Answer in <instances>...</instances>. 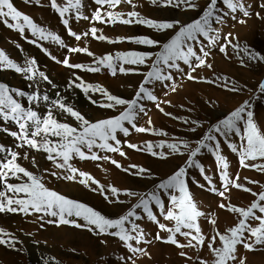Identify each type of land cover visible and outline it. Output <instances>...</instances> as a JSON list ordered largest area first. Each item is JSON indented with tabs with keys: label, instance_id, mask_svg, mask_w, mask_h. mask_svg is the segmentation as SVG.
<instances>
[{
	"label": "snow or ice",
	"instance_id": "6c2138e0",
	"mask_svg": "<svg viewBox=\"0 0 264 264\" xmlns=\"http://www.w3.org/2000/svg\"><path fill=\"white\" fill-rule=\"evenodd\" d=\"M91 2L97 7L90 15L83 11V0H64L62 4L58 3V0H48L47 7L58 15L67 35L75 41L91 37L109 44L127 41L158 50L126 51L96 56L86 46H69L59 34L39 25L29 15L18 10L12 0H0V24L19 33L28 43L40 48L45 54L51 56L39 41L50 42L66 49L68 53L84 54L93 59L91 64H85L70 62V56H65L62 60L51 56L57 64L89 73H101L106 69L113 77L118 74L142 76L133 96L123 98L112 94L100 84L87 83L81 76L73 73L63 91L72 92L78 89L92 105L101 109L118 110L117 115L93 121L74 104L66 102L68 97L63 96L60 91L56 92L54 99L47 91L41 92V82L52 88L58 86L39 69L35 58H27L20 64L0 49V71H14L31 82L30 86H34V91L27 93L0 83V133L15 141L14 148L0 143V214L35 217L41 222V227L44 223L57 227L69 225L86 230L94 236L113 237L127 252V255L118 257L119 264H137L140 257L151 259L148 249L143 245H151L153 240L174 246L179 250L180 257L192 261L193 264H196V261L186 250L199 252L205 246L213 259L209 262L197 257L198 264H246L247 257L238 255L240 247L245 252L264 249V184L258 180L244 178L248 185H259L261 191L257 193L241 182L239 171L232 174L224 147L236 155L238 168L264 174V130L258 126L254 111L255 102L264 99V80L260 81L256 90L247 89L252 94L250 99L244 100L223 118L209 124L195 139L173 136L163 129H157L150 118L146 121V126H139L138 120L149 116L146 102H151L165 117L181 119L162 107L164 103L170 105V101H164L155 94L157 86L173 93L177 92L180 87L179 79L205 82L232 93H242L247 86L237 87L236 82H230L227 76L206 79L194 74L204 68L213 70L210 58L214 49L226 59L231 58V50L238 57L242 67L250 64L264 65V52L247 45L246 42L241 45L239 38L232 32L222 35V29L229 20L240 25L247 24L248 19L253 17L264 21V15L261 14L264 12V0H255L254 3L250 0H206L203 6L201 0H147L153 7L171 8L183 13H199L190 22L145 17L135 10L138 7L136 0ZM24 3L45 6L41 0H24ZM121 4L129 5L132 10L126 13L117 11ZM72 20L89 21L93 26L78 33L71 26ZM97 23L111 26L140 25L156 33L165 34L166 39L162 42L149 36H135L113 40L103 35L102 29L94 26ZM26 31L35 39H28L25 36ZM17 48H20V45H17ZM97 93L103 100L92 98ZM20 98L26 99L27 107ZM41 105L46 108L44 113L39 111ZM187 110L192 111L191 108ZM57 114L70 118L74 123L58 119ZM181 122L187 126L185 130L189 133H197L205 123L187 117ZM8 125L14 126L16 130H11ZM133 133L167 139L136 144L121 138L130 137ZM125 148L159 160L179 157L182 158V163L167 178L159 180L151 190L143 193L130 189L121 190L113 185L105 186L90 173L80 170L72 163L73 160L106 161L128 175L154 179L150 168L135 164L124 167L109 155L118 154L127 158ZM19 149L27 150L23 157ZM29 152L46 154L45 159L57 170H45L52 177L77 182L101 195L108 204L130 206L122 215L109 218L85 203L50 189L43 175H36L19 163L21 158L29 159ZM206 153L213 158L218 177L216 181L213 176L207 174L199 159ZM31 163L33 167H38L35 156L31 158ZM191 169L198 170L205 183H200L192 176ZM12 180L17 182H10ZM190 181L200 189L219 197L218 208L233 214L237 220L235 225L220 232L215 212H205L201 209L190 190ZM234 189L249 193L255 199L247 207L233 205L229 194ZM122 196L128 199H121ZM132 200H135V203H131ZM161 218L167 223L161 222ZM201 219L207 221L213 234L204 233ZM145 220L157 227V232L152 238H149L150 234L139 223ZM179 238H183L184 242ZM102 243L106 244L107 241ZM18 245H23V241L15 233L0 226V246L19 253L23 248ZM42 259L43 264H60L55 257Z\"/></svg>",
	"mask_w": 264,
	"mask_h": 264
},
{
	"label": "rangeland",
	"instance_id": "374dc122",
	"mask_svg": "<svg viewBox=\"0 0 264 264\" xmlns=\"http://www.w3.org/2000/svg\"><path fill=\"white\" fill-rule=\"evenodd\" d=\"M12 2L18 10L29 15L31 18H33V20L36 23H38L39 25L46 27L49 30H51L48 23H46L44 21V19H43V23H41L39 21V19L37 17L36 8L34 11L32 9L35 6V7L42 9V10H45V11L47 10V12H49V10H51V9L49 7H47L48 0H45V6L43 8L36 6L34 4H32V5L25 4L24 0H12ZM41 2L43 3V1H41ZM83 2H84V4H89V2H91V0H83ZM18 3L23 4V6L25 8H21L19 6L20 4L18 5ZM58 3L62 4V3H64V0H58ZM202 3L205 4L206 0H201V5L203 6L204 4H202ZM92 4L94 7H93V9H90L88 11V13L85 10L87 7H85L83 9V11L86 15H90L91 12L95 9V7H97L96 5H94V3H92ZM121 5H126V4H121ZM121 5L119 6L118 9H116L117 11H120L119 9L121 8ZM166 9H169L170 11H173L177 14L180 13V11L176 10V9H171V8H166ZM131 10L132 9L128 8L127 10H124L122 12L126 13V12L131 11ZM186 14H187L186 16L182 17L181 21L190 22L191 19H193L199 15V13H196L197 15L192 17L189 12ZM261 14L264 15V12H262ZM53 15L56 17V19L58 21V22L56 21L55 23H58V24H60L61 27H63L62 23L60 22L58 15L55 14L54 12H53ZM141 15L150 18L149 16L145 15L144 13H141ZM152 19L160 20L157 18H152ZM161 20H172V19H169L168 17L165 16ZM174 20H176V19H174ZM254 20L256 21L255 25H247V24L240 25V24H238V26H240L244 29V32H235L233 34L239 38L238 42L241 45H243L244 42H246L247 45L257 49L253 45H250V43H248L249 41L244 39L245 36L250 35L251 32H259V33L264 32V30H263L264 29V21L258 20L255 17H254ZM74 21L75 20H72V22L70 21V23H71L73 30L77 31L78 33H82L84 31H87L90 26H93V25L89 24L86 27L82 28V30L78 31V29L73 24ZM83 22H89V21H83ZM229 22H231V20H229ZM100 25H103V27H104L102 29L103 35H105V36H107L113 40H116L118 38L116 36H111L110 34H108L104 30L106 28H110L111 25L98 24L97 23L94 26L101 29ZM125 26H127V25H125ZM127 27L148 29V28L140 26V25H132V26H127ZM149 30H151V29H149ZM6 31L12 33L13 36L9 35ZM53 31L55 32V30H53ZM65 31L63 34H60L57 32H55V33L59 34L62 37V39H64L66 44H68L69 46H74V44L72 42L74 40V38L68 36ZM151 33L154 34V36L149 35V37H152L153 39L161 40L162 42L165 41V39H161V37L164 35L163 33H155L153 30ZM170 35H171V33L169 34V36ZM25 36L28 39H35L27 31L25 32ZM146 36H148V35H146ZM130 37H132V36H130ZM102 42H104V41H102ZM261 42H264V41H262V39H261ZM39 43H41L43 45V47L46 48L48 50V52L51 53V56L56 57V59L62 60L65 56H71V54H72V53L71 54L68 53L66 49L60 48L58 45L50 43V42L39 41ZM123 43L127 47L137 46L136 51H139V50L140 51H157L158 50V49H151V48H148V47L143 46V45H136L133 43H129L127 41H125ZM107 44L110 46H113V45L115 46V44L121 45L122 43H120V44L119 43H115V44L107 43ZM17 45H20V48H17ZM0 49H3L10 56V58H12L13 60H15L16 62H18L20 64H23L25 59H27V58H35L37 61L39 69L41 71H43L46 75H48L49 78L53 81V83L58 86L57 88H52L47 83L41 82V85H40L41 92L47 91L49 96L54 99V98H56L55 97L56 92L60 91L63 96L68 97V100L66 102L74 104L75 107L77 109H79L90 120L95 121V120L105 119V118H108L110 116H114V115L118 114V110L113 111L110 109H101V108H98V107L92 105L84 97L83 93H81L80 90H78V89L75 91H72V92L63 91L67 85L68 80L73 76V73L81 76L83 78V80L87 83L100 84L97 82H93L91 80V77H92V75H94V73L89 74V72H83V71H79V70H71V69L64 67L62 64H57L51 58V56L45 54V52H43L40 48H37L35 45L28 43L27 40L22 38L19 33L6 28L3 24H0ZM21 49H22V51H21ZM116 52H121V51L118 49H115V51H109L107 54H109V53L115 54ZM122 52H125V51H122ZM229 54H230L231 58L226 59L223 54H221L218 50L214 49L212 57L210 58V62H212L214 65H219V66L223 67L225 72L229 71V70L235 71L236 75H234V76L226 75V76L229 78L230 82L235 81L237 87H240L241 84L244 83V85L247 86V88L245 90V92L247 93V98H245V100L250 99L252 94L250 92H248L247 89L256 90L260 81L264 80V65L250 64L247 67H242L238 57L236 56V54L233 53L231 50H229ZM40 55H41V57H43V61H40V60H42ZM104 55H106V54H104ZM241 55H243V54L241 53ZM44 57L49 61V63H47L48 61L46 62V59ZM70 62H72V63H85L82 61L81 62L70 61ZM92 62H93V59H92V61L88 62L87 64H91ZM44 63H46V64H44ZM51 66H52L53 70L50 68ZM145 70L146 69H141V71H145ZM105 71L108 72V70H106V69H105ZM199 71L200 70H198V72ZM198 72L195 73L194 75H198ZM240 72L241 73L247 72L248 76H240ZM95 74H97V73H95ZM214 74L217 76H220L216 72H214ZM118 75H121V74H118ZM123 76H129V75H123ZM130 76H132V75H130ZM137 76L142 80V76H139V75H137ZM222 76H225V75H222ZM202 77L205 78L204 75H202ZM214 77H216V76H214ZM242 77L245 78L244 81H241ZM213 78H211V79H213ZM191 82H193V81H189V83H191ZM0 83H4V84L8 85L10 88H16V89L23 90L27 93H32L34 91V86H30L31 82L27 81L22 75L17 74L14 71H10V70L0 71ZM193 83L203 84V85L208 84L205 82H193ZM102 86L105 87L112 94L117 95L119 97H123V98H131L134 94V90L136 89V87H133V90H129L127 92L116 93L117 91H113L112 89H110V87H108V86L106 87V85H104V84H102ZM211 87H216V86L213 85ZM224 91H226V90H224ZM227 92H229V91H227ZM155 94L160 99H162V94H163L162 92H160V91L157 92L155 90ZM229 97H231V96H229ZM92 98L97 99V100H103V97L100 96L98 93L94 94L92 96ZM20 99H21V102L27 107L28 105H27L26 99H24V98H20ZM162 100H164V99H162ZM164 101H167V100L165 99ZM169 101L171 102V100H169ZM203 101H202V99L199 101L197 100L195 102L196 104L195 103L192 104L190 102L189 107L183 106V105H180V107H179L174 103H171L170 105L168 103H164L162 105V107L165 108V111L170 112L174 116L181 118V119H176V120L171 119L169 117H165L162 113H160L156 109V107L154 105H153V107H148V104L146 102V106H147L149 116L148 117H141L138 120V124H139V126H146V121L150 118L153 122V125L157 129H163V130L167 131L170 135H173V133H174L173 136H180L182 138L195 139V138H198L199 135L201 133H203L208 128L209 124L215 123L218 119L223 118L227 113H229L230 111H232L233 109H235L237 106H239L242 103L241 102L240 104H237L234 107L232 106L231 108H225V107L223 108L221 106H213L214 101H206L205 100L204 101L205 106H206L205 108L213 109V111L215 112V115L214 114L209 115V114H206L204 111L201 110L202 105L200 104V102L203 103ZM262 102H263V106H264V99H262ZM186 103L188 105L189 101H187ZM255 104H256V102H255ZM181 106H183V107H181ZM191 106L192 107L196 106L197 109L192 108ZM189 108H191L192 111H188L187 109H189ZM169 109H171L172 112ZM177 109H179V110H177ZM254 110H255V108H254ZM39 111L41 113H44L46 111L45 106L41 105L39 108ZM180 111H182V112H180ZM178 112H180V113L178 114ZM156 116L159 118L164 117L168 120L170 119L169 122L173 123L174 125H182V126H179V128H178V131H181V132L173 131L168 123L166 124L167 128L164 127L163 123H165V122H162L160 119H157ZM185 117H187L189 119H197L201 122H205L204 127L202 129H198L197 133L187 132L185 130L187 128V126L181 122V120ZM57 118L60 120H66L70 124L74 123V121H72L70 118H67L61 114H57ZM8 127L11 130H16L15 127L12 125H8ZM174 128H175V126H174ZM121 138L125 139L129 142L136 143V144H143V142L149 141V140L155 143L160 139H167V138H161V137L151 136L148 134H139V133H133L130 137H127V138L121 137ZM138 139H139V141H138ZM142 140H143V142H142ZM0 143L5 144L8 147H13V148L15 145V141L11 137H9L3 133H0ZM124 150L126 151V153L127 152H130V153L134 152V153H138V154H144V153H139V152L127 149V148H125ZM227 150L229 151V149H227ZM18 151H20L21 157H23L24 152L27 150L26 149H19ZM228 151H225V155L229 156L231 154L233 157H235V159L237 161L236 155L231 153V151H229V152ZM45 155L46 154H43V153L29 152V159L24 160L23 158H21L19 163H21V165L23 167H25L26 169L34 172L36 175H43L44 181H45L47 187H49L50 189H53V190L57 191L58 193L66 196L70 199L85 203L86 205L93 207L94 209L100 211L102 214L108 216L109 218H116L119 215H122L130 206L128 204H124V205L108 204L103 199V197L101 195H99L98 193L90 191L89 189L85 188L83 185H81L77 182L66 181L63 179H56V178L52 177L45 170H50V171H57V170L53 168L51 162H49L45 159ZM109 155H111L113 159H116L117 161H119L121 163V165L124 167H127L130 165V164L127 165L125 162L120 161V156L118 154H109ZM145 155L148 156L149 158L153 159L154 161H156L155 163L153 162L151 165H143L146 168H150L151 170L153 169L152 173H153L154 179H151V180L141 179L138 177L128 175V174L120 171L119 169H117L110 162H106V161L92 162V161L73 160L72 163L77 168H79L80 170L87 172V173H90L96 180H98L101 184H103L105 186L113 185V186H116L117 188H119L121 190L130 189V190H135V191H139V192L143 193V192L151 190L152 186L155 183L159 182V180H161V179L167 178V176L170 175L175 170L174 169L169 173H166V171H161L160 170L161 167H164L165 166L164 164L167 165L168 160H166V161L165 160H159V159L153 158L147 154H145ZM206 155L207 156L209 155L208 157H211L210 154L206 153ZM33 156H35V158H36L38 167H33L32 163H31V158ZM211 159H212L211 161H205V162L202 159H200V160H201V163H206V164H204V166L207 170V174L213 176L214 181H216V180H218V177L216 174L213 158L211 157ZM237 163H238V161H237ZM230 165H231V162H230ZM157 168H158V170H157ZM242 170H245L246 172H248L247 175L249 176L248 177L249 179L258 180L262 184H264V174H260V173H257L255 171L248 170V169L237 170L240 173V177L242 176L241 182L245 183V186L251 187L254 191L259 193L261 191V188L259 187V185H248V184H246V182L244 181L243 178H245L247 176H246V174L244 175L245 177L243 175H241V174H244ZM114 172H119V175H116ZM190 174L192 176H194L197 180H199L200 183H205L203 178L199 176L198 170L191 169ZM121 176L127 177L128 178L127 181H133L135 187L122 186L121 181L119 179V178H121ZM256 176H258V177H256ZM254 177L256 179H254ZM10 182L16 183L17 181L12 180ZM190 190L193 192L196 200L198 199V197H200L199 198V204H200V207L202 210H204L205 212H210V211L215 212L216 217H217V227H218L220 232H224L227 228L235 225L237 220L233 214H230V213L226 212L225 210L218 209L217 205H218V202L220 200L219 197H217L216 195H214V194H212L206 190L200 189L195 184L191 183V181H190ZM233 191H236V192L239 191L242 195H245L247 197V198H245L246 201H244L243 199H240L239 202L238 201L235 202L233 199ZM83 196L95 197L94 200L96 202L99 201L100 203H102L103 206H101L100 204H97V203H95V204H97L95 206L93 204V201H88V200H85L84 198L82 199ZM229 197H231L230 202L233 205L240 206V207H247L255 199L251 194L244 193L241 190H235V189L230 192ZM121 199L126 200L128 198L122 196ZM248 202H250V203H248ZM131 203H135V200H132ZM117 206L125 207V209L121 212H117L116 211ZM97 207H99V208H97ZM79 222L83 223V221H79ZM142 222H139V223H142ZM161 222H164L162 220V218H161ZM164 223H167V222H164ZM40 225H41V222L36 220L35 217H31V216L30 217H24V216L19 215V214H9V215L0 214V226H2L5 229L15 233V235L21 241H23V245H18V247L23 248V251L19 252V253L15 252V251H9V250L5 249L3 246H0V264H43L42 258H44V257H55L56 260H58L60 262V264H119L118 257L121 255H127L126 250L122 248L123 246L113 237L94 236L91 233L87 232L86 230L77 229V228L69 226V225H62L59 227H57L54 224H47V223H44L43 227H41ZM152 225L154 228H151V231H150V229H147L146 227H144L147 229V230L145 229V231L147 233H149V234L151 233L149 238L154 237L155 233L157 232V227L154 224H152ZM201 225H202V229H203L205 234H207V235L213 234L212 230H211V226L207 223L206 220L201 219ZM63 229L69 231V240L66 238H63V237L60 238L61 237L60 231ZM39 232H42V233H39ZM26 233H31L32 235H26ZM64 233L66 234V232H64ZM161 235L166 236L165 233H161ZM179 239L181 240V242H184L183 238H179ZM33 241H37L39 243L36 244V243H33ZM102 241H107V243L104 244V243H102ZM143 246L148 249V252L151 255V259H149L147 257H140L137 261V264H143V263L144 264H181V263L193 264L192 261H186L184 258L180 257L178 255L179 250L176 249L174 246L166 245V244H163V243H161L159 241H155V240H153V243L151 245H143ZM163 246L164 247L169 246L171 248H174L173 249L174 252H168V251H163V253L160 252L159 248H164ZM119 248H120V250H119ZM116 249H118V250H116ZM155 249H157L158 257L160 259L157 258L155 260V258H153V251H155ZM73 250H75V251H73ZM150 250L152 252H150ZM239 250L240 251H238L239 252L238 255H243V256L247 257L246 264H257V263L261 262V260H264V257H263L264 256V249H261L260 251H256V252H245V250L242 247H240ZM186 251L188 252L189 255H191L193 257V260L196 261V264H198V260H196L197 257H200L202 259H206L208 261L210 260L209 262H211L213 259V257H211L210 252L208 251L206 246L202 250H200L199 252H196L195 250H191V249H187ZM159 253H161L163 256H161V254H159ZM198 254H200V255H198ZM142 260H144L145 262Z\"/></svg>",
	"mask_w": 264,
	"mask_h": 264
},
{
	"label": "bare ground",
	"instance_id": "6f19581e",
	"mask_svg": "<svg viewBox=\"0 0 264 264\" xmlns=\"http://www.w3.org/2000/svg\"><path fill=\"white\" fill-rule=\"evenodd\" d=\"M43 1L42 4L45 5V0H41ZM250 2H255V0H250ZM136 3L138 4V7L135 9L141 13H144L145 15L149 16L150 18H157V19H163L165 16L168 17L169 19H179V20H182V17L186 16L187 14L186 13H183V12H180V13H175L173 11H170L169 9H166V8H157V7H153L151 5H149L147 3V0H136ZM20 4V5H19ZM204 4V3H202ZM18 5L21 7V8H25L23 6V4L21 3H18ZM18 6V7H19ZM26 6V5H25ZM28 7V6H27ZM85 7H87L85 10L86 12L88 13V11L90 9H93V4L91 2H89V4H85ZM37 10V17L39 19V21L41 23H43V19L46 23H48L50 29L53 31L55 30V32L57 33H60V34H63L65 29L63 27L60 26V24L58 23H55L57 21L56 17L53 15V12L51 10H49V12H47V10H42L38 7H33V11ZM43 8V7H42ZM96 8V7H95ZM128 8L131 9V7L129 5H121V8L119 9L120 11H124V10H127ZM31 9V8H30ZM191 14L192 17L196 16L197 12H189ZM43 17V18H42ZM189 17V16H188ZM187 18V17H186ZM184 19V18H183ZM190 19V18H189ZM58 22V21H57ZM72 22V21H71ZM183 22V21H182ZM45 23V24H46ZM73 24L75 25V27L79 30H82V28L86 27L87 25H89L90 23L89 22H83V21H74ZM256 24V21L254 20V17L251 18V19H248L247 21V25H255ZM47 25V24H46ZM48 27V26H47ZM91 27V26H90ZM100 28L103 29V25H100ZM108 34H110L111 36H116V37H135V36H146V35H152L154 36V34H152V30H149V29H143V28H130V27H127L125 25H120V24H116V26H111L110 28H106L104 29ZM264 30V29H263ZM7 32V31H6ZM66 32V31H65ZM227 32H232V33H235V32H244V29L240 26H238V23L236 22H228L222 29V35L224 33H227ZM9 35L13 36L12 33L10 32H7ZM156 33V32H155ZM248 33V32H247ZM170 34V33H169ZM168 34V35H169ZM157 35V34H156ZM64 36V35H63ZM260 36V37H259ZM159 37V36H158ZM259 37V38H258ZM161 39H166V36L165 34L161 37ZM245 40L249 41L248 43H250V45H253L254 47L257 48V50H260L262 52H264V42H261V39L262 41H264V32L262 33H259V32H251L250 35L248 36H245L244 38ZM74 46H81V47H88L90 51H92L95 55L97 56H102L104 54H107L109 51H115V49H118L120 50L121 52L122 51H136L137 49V46H132V47H127L124 43H122L121 45H116L115 46H110L108 45L106 42H102V41H98V40H94L92 39L91 37H87V38H84L82 39L81 41H72ZM120 44V43H119ZM127 44V43H126ZM136 47V48H135ZM52 48V47H51ZM139 48V47H138ZM33 49V48H32ZM34 50V49H33ZM140 51V50H139ZM36 53V52H35ZM39 54V53H38ZM71 54V53H70ZM41 57V55H40ZM71 61L73 62H85L86 64L90 61H92V58L91 57H88L87 55H84V54H71ZM42 60L40 61H43V57H41ZM45 58V57H44ZM46 59V58H45ZM48 60L46 59V62ZM49 63V61L47 62ZM51 63V62H50ZM212 63V62H211ZM46 64V63H44ZM213 64V63H212ZM53 66V65H52ZM52 66L50 67L52 69ZM58 68V67H57ZM56 68V69H57ZM45 70V69H44ZM53 70V69H52ZM50 71V70H49ZM214 72L218 73L220 76L222 75H229V76H234L236 75L235 71L233 70H229V71H224V68L219 66V65H214L213 64V70H209L207 68H204L203 70H200L198 72V75L199 77H202V75L205 76L206 79H211L213 78L214 76H217L214 74ZM91 74V73H89ZM67 76V75H66ZM65 76V77H66ZM137 76V75H136ZM135 75H132V76H123V75H117L115 77L111 76L109 74V72L103 70L101 73H97L94 75H92L91 77V80L93 82H97V83H100L101 85L104 84L106 85V87H110V89H112L113 91H117L116 93L118 92H127L129 90H133V87H137L138 83L140 82V78L137 76L136 77ZM240 76H248L247 75V72H240ZM89 78V77H88ZM68 79V78H67ZM242 80L241 81H244L245 78L242 77L241 78ZM90 80V81H91ZM67 81V80H66ZM178 83L180 84V87L178 88L177 92L173 93L171 92L170 90H164L162 89V87L160 86H157L156 87V91L157 92H162V99H166L167 101L171 100V103H174L176 104L177 106L180 107V105H183V106H187L189 107L190 105V102L192 104H194L197 100H201L202 101L206 100V101H214L213 102V106H221V107H225V108H231L232 106L234 107L235 105L237 104H240L241 102H243L245 100V98H247V93L245 92V90L242 92V93H231V92H227V91H224V89L222 87H211L213 85H203V84H196V83H189V81H187L186 79H179L178 80ZM231 85V83H230ZM244 83L241 84L240 87H244ZM165 92L167 94H165ZM160 95V94H159ZM249 95V94H248ZM231 96V97H229ZM102 99V98H101ZM187 101H189V104L187 105ZM203 101L200 102V104L202 105V108L201 110L204 111L206 114H209V115H215V112L213 111V109H210V108H205V102ZM148 104V107H153V104H151V102H147ZM196 104V103H195ZM147 107V106H146ZM192 107V106H191ZM192 108H196V106L192 107ZM197 109V108H196ZM171 112L172 110L169 109ZM179 110V109H177ZM255 119L258 123V126L264 130V106H263V102L262 100H258L256 101V104H255ZM182 112V111H180ZM178 112V114L180 113ZM194 113V112H193ZM189 115V114H188ZM195 115V114H194ZM162 116V115H161ZM111 117V116H110ZM157 117V116H156ZM157 119H160L162 122H165L163 123L164 127H166V124L168 123L171 127V129L173 131H176V132H181V131H178V128L179 126H182V125H174L173 123H170L168 119L164 118V117H157ZM172 122V121H171ZM175 126V128H174ZM167 128V127H166ZM169 128V127H168ZM170 129V128H169ZM174 135V133H173ZM135 136V135H134ZM133 136V137H134ZM140 137V136H139ZM144 138V137H143ZM137 141V140H136ZM139 141V139H138ZM141 142V141H140ZM143 142V140H142ZM144 143V142H143ZM225 151H228L227 150V147L225 146L224 147V153ZM230 151V150H229ZM228 151V152H229ZM127 158H122L120 157V161L122 162H125L127 165L129 164H136V165H140V166H143V165H151L153 162L155 163L156 161H154L153 159L149 158L148 156H146L145 154H138V153H134V152H127ZM209 156V155H208ZM206 154L202 157H199V159H202L205 161H211V157H208ZM230 162H231V167H230V172L232 174H235L237 170H241L240 168H238V163L235 159V157H233L231 154L228 156ZM203 162V161H202ZM182 163V158H179V157H173V158H170L168 160V164H164L165 166L164 167H161V171H166V173H169L171 172L172 170H174L179 164ZM211 163V162H210ZM203 164H206V163H203ZM208 164V163H207ZM156 165V164H155ZM153 170V169H152ZM158 170V168H157ZM244 174H241V175H245L247 177H249L247 174L248 172H246L245 170H242ZM155 172V171H154ZM116 175H119V172H114ZM157 173V172H156ZM162 173V172H161ZM250 174V173H249ZM252 174V173H251ZM245 177V176H244ZM252 177V176H251ZM258 177V176H256ZM130 178V177H129ZM242 178V176H241ZM120 181H121V185L122 186H128V187H135L134 186V182L133 181H127V177L125 176H121V178H119ZM244 179V178H243ZM254 179H256L254 177ZM260 179V178H259ZM130 180V179H129ZM232 195V194H231ZM85 199V200H88V201H93V204L96 206L97 204H100L101 206L102 203H100L99 201L96 202L94 199L95 197H91V196H83L82 199ZM199 198L198 197V202H199ZM231 198V197H230ZM247 198L245 195H242L239 191L236 192V191H233V199L235 202H239L240 199H243L244 201H246ZM251 199V198H250ZM241 202V201H240ZM97 203V204H95ZM217 203V202H216ZM250 203V202H248ZM99 208V207H97ZM112 208V207H111ZM116 211L117 212H121L125 209V207H120V206H117L116 207ZM219 209V208H218ZM217 211V210H216ZM219 220V219H218ZM233 222V221H232ZM234 224V223H233ZM141 225L143 227H146L147 229H150L151 231V228H154L152 223L151 222H148V221H143L141 223ZM209 226V225H208ZM145 228V229H146ZM146 229V230H147ZM149 231V232H150ZM66 232V234L64 233ZM39 233H42V232H39ZM60 234H61V237L60 238H66L69 240V231L63 229L60 231ZM151 234V233H150ZM210 235V234H209ZM155 245V244H154ZM164 247V246H163ZM166 247V248H165ZM164 248H159V251L163 253V251H168V252H174L173 249L174 248H171L169 246H165ZM118 248V247H117ZM123 248V247H122ZM152 248V247H151ZM157 248V247H156ZM118 250V249H116ZM120 250V248H119ZM205 251V250H204ZM240 251V250H239ZM150 252H152L150 250ZM161 254V253H159ZM194 254V253H193ZM202 254V253H201ZM239 254V252H238ZM241 254V253H240ZM245 254V253H244ZM259 254V253H258ZM4 255V254H3ZM200 255V254H198ZM211 255V253H210ZM161 256H163L161 254ZM210 257V256H209ZM208 257V258H209ZM212 257V255H211ZM262 257V256H261ZM264 257V256H263ZM153 258H155V260L158 257V251L157 249H155V251H153ZM249 258V257H248ZM160 259V258H159ZM175 259V258H174ZM7 260V259H6ZM147 260V259H146ZM144 261V260H142ZM150 261V260H149ZM210 261V260H209ZM145 262V261H144ZM143 263V262H142ZM150 263V262H149ZM178 263V262H177ZM144 264V263H143ZM183 264V263H181ZM257 264H264V260H261V262L257 263Z\"/></svg>",
	"mask_w": 264,
	"mask_h": 264
}]
</instances>
